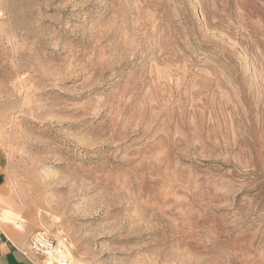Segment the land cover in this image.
I'll use <instances>...</instances> for the list:
<instances>
[{
    "label": "rangeland",
    "instance_id": "obj_1",
    "mask_svg": "<svg viewBox=\"0 0 264 264\" xmlns=\"http://www.w3.org/2000/svg\"><path fill=\"white\" fill-rule=\"evenodd\" d=\"M0 149L73 264H264V0H0Z\"/></svg>",
    "mask_w": 264,
    "mask_h": 264
},
{
    "label": "crops",
    "instance_id": "obj_2",
    "mask_svg": "<svg viewBox=\"0 0 264 264\" xmlns=\"http://www.w3.org/2000/svg\"><path fill=\"white\" fill-rule=\"evenodd\" d=\"M7 158L0 149V199L5 194ZM31 236L0 218V264H47L29 250Z\"/></svg>",
    "mask_w": 264,
    "mask_h": 264
},
{
    "label": "bare ground",
    "instance_id": "obj_3",
    "mask_svg": "<svg viewBox=\"0 0 264 264\" xmlns=\"http://www.w3.org/2000/svg\"><path fill=\"white\" fill-rule=\"evenodd\" d=\"M2 218L6 222H14V219L17 218V216L13 212L4 211ZM57 240V244L54 246L52 253L48 257V259L51 261L50 263L54 262L55 264H73L67 242L63 238H57Z\"/></svg>",
    "mask_w": 264,
    "mask_h": 264
},
{
    "label": "built area",
    "instance_id": "obj_4",
    "mask_svg": "<svg viewBox=\"0 0 264 264\" xmlns=\"http://www.w3.org/2000/svg\"><path fill=\"white\" fill-rule=\"evenodd\" d=\"M55 246V240L46 232L37 231L29 241V250L37 256L48 258Z\"/></svg>",
    "mask_w": 264,
    "mask_h": 264
}]
</instances>
